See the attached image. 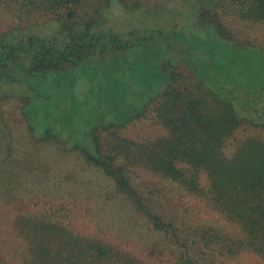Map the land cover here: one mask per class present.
I'll list each match as a JSON object with an SVG mask.
<instances>
[{
	"label": "rangeland",
	"instance_id": "rangeland-1",
	"mask_svg": "<svg viewBox=\"0 0 264 264\" xmlns=\"http://www.w3.org/2000/svg\"><path fill=\"white\" fill-rule=\"evenodd\" d=\"M205 7L219 16L225 12L220 19L226 28L252 46L238 55L215 41L216 34L201 25L199 12ZM21 13L0 7L1 38L10 43L28 36L59 39L60 23L53 14L36 10L26 21ZM78 15L77 21L98 19L96 30L123 37L154 29L178 35L139 41L124 50L111 49L107 42L104 51L56 71L33 72L31 54L0 68V264H27V247L16 222L29 215L59 221L143 264H172L178 256L176 245L78 149L95 152L93 132L103 125L108 127L97 135L101 153L115 149L116 137L140 143L163 134L145 105L163 89L162 59H172L175 69L193 81L189 62L176 49L182 45L192 49L208 76L224 87L234 86L245 124L226 151L232 150L234 138H264V22L241 19L229 0H81ZM119 155L118 163L128 165L129 183L144 191V200L163 218L237 231L206 200ZM217 264H264V258L250 253L219 258Z\"/></svg>",
	"mask_w": 264,
	"mask_h": 264
},
{
	"label": "trees",
	"instance_id": "trees-1",
	"mask_svg": "<svg viewBox=\"0 0 264 264\" xmlns=\"http://www.w3.org/2000/svg\"><path fill=\"white\" fill-rule=\"evenodd\" d=\"M80 3L81 0H0V7L8 12L24 11L21 14L25 18L21 19L26 21L33 11L41 10L53 14L60 23L59 39L28 36L21 42L10 43L0 37V68L4 69L23 54H31L33 72L56 71L65 65L76 66L95 52L104 51L107 42L111 49L124 50L139 41L178 35L175 31L160 29L146 34L134 31L126 37L121 33L98 31V19L89 17L77 21ZM231 5L241 19L264 22V0H229ZM212 11L203 8L199 18L205 31L216 34L215 41L238 55L252 46L249 40L242 43L234 31L226 28L220 19L225 12L219 16L216 10ZM198 43L201 46L204 42ZM176 49L189 62L193 81L175 69L172 59L164 58L160 62L164 72L163 89L145 105L150 110V120L160 124L164 133L140 143L116 137L115 149L101 153L97 135L99 130L108 127L103 125L93 132L95 152L84 148L78 151L87 163L101 168L113 180L116 190L146 216L155 230L176 245L178 256L172 264H217L219 258L250 253L262 259L264 138L255 135L234 138L232 150L226 151L234 134L245 124L237 110L234 86L224 87L225 83L208 76L192 49L184 45ZM225 81L230 83L228 79ZM120 153L206 200L237 231L231 233L211 225L193 227L163 218L144 200V191L129 183L125 169L128 165L118 163ZM16 226L27 247V264H143L130 253L80 235L59 221L29 215L19 217ZM204 255H208L207 262Z\"/></svg>",
	"mask_w": 264,
	"mask_h": 264
}]
</instances>
